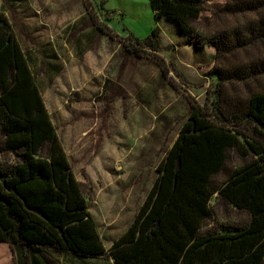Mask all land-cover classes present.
<instances>
[{
	"label": "trees",
	"instance_id": "1",
	"mask_svg": "<svg viewBox=\"0 0 264 264\" xmlns=\"http://www.w3.org/2000/svg\"><path fill=\"white\" fill-rule=\"evenodd\" d=\"M149 1L156 19L173 20L197 49L233 58L244 52L232 75L246 82L247 97L233 112L217 105L214 118L192 106L135 220L106 248L29 59L0 10V243L13 248L16 264H60L65 256L80 264H264V87L249 84L264 76V55L249 52L264 43V0H227L212 10L209 29L200 26L209 19L206 0ZM229 16L241 19L224 23ZM152 36L135 44L158 49ZM232 151L251 157L228 170ZM213 198L248 221L202 231Z\"/></svg>",
	"mask_w": 264,
	"mask_h": 264
},
{
	"label": "rangeland",
	"instance_id": "2",
	"mask_svg": "<svg viewBox=\"0 0 264 264\" xmlns=\"http://www.w3.org/2000/svg\"><path fill=\"white\" fill-rule=\"evenodd\" d=\"M226 1L206 0L203 15L209 19L200 26L211 28L212 10ZM2 9L110 248L135 220L192 106L214 118L217 105L233 112L247 97L246 82L232 75L247 57L244 52L218 56L209 46L193 48L173 20L156 19L149 0H0ZM240 19L229 16L224 23ZM151 36L158 49L135 44ZM249 52L264 55V43ZM249 84L264 87V76ZM249 158L232 151L228 170ZM211 205V219L202 231L248 221L245 212L215 198ZM61 259L60 264H80ZM0 264H16L9 244L0 243Z\"/></svg>",
	"mask_w": 264,
	"mask_h": 264
},
{
	"label": "crops",
	"instance_id": "3",
	"mask_svg": "<svg viewBox=\"0 0 264 264\" xmlns=\"http://www.w3.org/2000/svg\"><path fill=\"white\" fill-rule=\"evenodd\" d=\"M186 35V37H188V39H189V36L187 35V34H185ZM187 44H188V40H187ZM190 44V43H189ZM190 45H192V47L193 48H195L196 49V47L193 45V44H190ZM210 47V46H209ZM30 63V62H29ZM7 244V243H6Z\"/></svg>",
	"mask_w": 264,
	"mask_h": 264
}]
</instances>
